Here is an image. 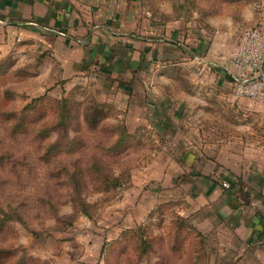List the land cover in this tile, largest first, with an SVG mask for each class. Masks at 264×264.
<instances>
[{
  "label": "rangeland",
  "instance_id": "obj_1",
  "mask_svg": "<svg viewBox=\"0 0 264 264\" xmlns=\"http://www.w3.org/2000/svg\"><path fill=\"white\" fill-rule=\"evenodd\" d=\"M256 1L74 5L107 19L113 15L124 32L154 44L157 38L170 40V27L182 28L188 18L234 21L236 12ZM107 9L112 12L105 14ZM156 28L168 30L157 34ZM33 49L16 67L0 71V264H250L235 218L218 222L206 216L203 187L193 189L184 179L190 156L182 151L194 144L192 138L162 137L152 129L153 115L138 117L141 88L131 96L102 74L67 72L48 53ZM173 63L157 59L145 82L156 99L173 102L168 115L185 97H206L204 90L179 89V82L194 78L181 69L177 75ZM189 108L192 127L208 128L215 116L226 123L225 136L207 142H220L231 153L208 154L209 161L233 163L245 177L250 165L264 167V124L242 118L233 125L226 111H205L196 102ZM237 131L240 136L231 138ZM198 165L201 172L208 163L201 159Z\"/></svg>",
  "mask_w": 264,
  "mask_h": 264
},
{
  "label": "crops",
  "instance_id": "obj_2",
  "mask_svg": "<svg viewBox=\"0 0 264 264\" xmlns=\"http://www.w3.org/2000/svg\"><path fill=\"white\" fill-rule=\"evenodd\" d=\"M74 2L0 0V71L6 68L10 71L20 57L36 47L53 57L67 72L102 74L110 86L127 91L131 96L141 88L136 101L138 117L153 115L152 129L162 137L183 135L193 139L194 144H186L182 151L190 156L186 160L188 174L184 179L193 189L195 185L203 187L199 196L205 215L218 217V222L223 216L234 217L235 232L244 237L243 245L249 250L250 264H264V167L256 163V167L250 165L252 171L245 177L233 163L209 161L208 154L231 153V148H224L220 142L216 145L207 142V139L225 136L226 123L216 116L212 117L208 128L200 124L192 127L187 123V111L196 102L204 106L205 111L211 112L215 108L219 113L228 112L229 119L226 120L233 125L236 122L239 125L242 118L257 125L264 124V100L235 97L229 80L230 57L240 34L264 21V0L243 7L235 13L234 21L232 17L202 18L200 22L194 17L188 18L182 28L170 27V40L163 42L157 38L154 44L146 38L124 32L126 27L122 28L123 24L113 15L107 19L103 14L94 13L93 8L89 12L79 9ZM108 11L112 12L107 9L105 14ZM167 30L156 28L155 32L167 33ZM163 56L173 60L177 75L181 69L185 76L194 78L190 84L179 82V89L186 92L204 90L206 97L203 101L187 95L177 101L175 112L166 113L173 102L156 99L145 83L156 70L155 61ZM130 104L134 101L131 100ZM161 106L166 109L154 117ZM239 136L240 131H237L230 137ZM201 159L208 165L206 168L204 165L200 172L198 164ZM180 180L182 183L183 177ZM223 184L228 187L223 188ZM230 187L234 189L229 190Z\"/></svg>",
  "mask_w": 264,
  "mask_h": 264
},
{
  "label": "built area",
  "instance_id": "obj_3",
  "mask_svg": "<svg viewBox=\"0 0 264 264\" xmlns=\"http://www.w3.org/2000/svg\"><path fill=\"white\" fill-rule=\"evenodd\" d=\"M229 79L235 97L264 100V21L240 34L230 57Z\"/></svg>",
  "mask_w": 264,
  "mask_h": 264
},
{
  "label": "trees",
  "instance_id": "obj_4",
  "mask_svg": "<svg viewBox=\"0 0 264 264\" xmlns=\"http://www.w3.org/2000/svg\"><path fill=\"white\" fill-rule=\"evenodd\" d=\"M230 80V79H229ZM4 221V220H3Z\"/></svg>",
  "mask_w": 264,
  "mask_h": 264
}]
</instances>
